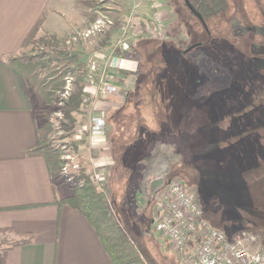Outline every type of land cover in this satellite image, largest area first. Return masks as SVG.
Here are the masks:
<instances>
[{"label": "rangeland", "instance_id": "374dc122", "mask_svg": "<svg viewBox=\"0 0 264 264\" xmlns=\"http://www.w3.org/2000/svg\"><path fill=\"white\" fill-rule=\"evenodd\" d=\"M133 1L145 7L139 11L134 10L131 7ZM192 1L197 3V0ZM227 1L232 2L208 0L207 10L199 8L201 16L207 19L205 15L212 13ZM260 1L264 6V0ZM90 2L92 23L98 15L97 10L100 9L96 6L100 5L101 1ZM158 2L167 33L163 39L144 36L133 42L127 65L130 67L134 63L136 67L131 71L120 72L125 79L119 80L121 91L116 94L123 97V102L141 104L142 109L137 110L147 115L146 120L133 114L137 110H133L132 105L120 113H109L100 107L101 102L107 103L110 99L101 98L96 94V85L89 81L88 74L94 56L101 50L110 51L112 40L115 39L113 33L118 24L120 26L123 17L131 13L140 17L151 14L147 0H119V11L114 7L113 13L111 10L109 12L119 22L100 38L95 37L91 41L78 39L69 44L71 35L76 29L82 28L80 26L57 48L54 42L58 40L60 43L59 39L48 33L40 34V30L32 36L29 44L24 45L21 59H31L36 66L43 61L37 55L47 53L53 56L49 69L53 68L61 73L60 79L55 82L54 86H58L50 105L41 109L44 111L39 115L45 121L41 130V136H44L41 145L53 161V173H60L58 180L55 176V183L69 196L72 194L70 184L74 181L78 183L85 175L92 185L105 193L111 211L123 227L126 221L120 210L129 217L128 222L135 230H126L140 248L146 264H183L166 238L158 234L150 222L161 209L159 207L155 212L153 209L155 204L158 205L162 201L161 187L172 176H177L195 193L207 220L216 222L217 227L228 237L241 231L253 232L258 238V245L264 247V233L249 229L253 227L252 220L256 216L250 202L263 200L261 197L250 196L249 192H264V163L251 166L260 172L258 174L241 173L237 169L240 166H234L235 161L229 156L228 150L230 136H242L239 145L244 149L246 138L247 146L251 144L252 136L264 135V129L262 133L253 130L257 123L264 125V110H256L259 105L255 104L256 97L252 95L264 96V74L259 70L261 61L251 60V57H245L244 61H241L236 57L234 50L237 47L234 43L237 39L240 42L241 38L236 35L239 30H236V33L230 30V23L235 18H241L242 12L235 11L236 7L231 5L226 14L227 18H223L222 29L213 35L212 42L200 46L197 51L184 54L191 45V28L188 25L191 24L199 34H204V28L182 0ZM115 3L117 4L118 0ZM116 4L114 0H106L103 3L104 6ZM242 8L253 23L262 20L261 10L255 0H244ZM209 23L213 26L210 18ZM107 43L110 46L105 48ZM164 43L171 45L168 46L169 52L163 49ZM69 75H73L74 80L67 93L65 79ZM82 90L85 95H82V103L77 105V96ZM235 94H245L241 111H236V99L233 100ZM98 113L105 116L106 141L92 146L89 134L80 132V129L89 124L92 115ZM138 127L141 136L172 138L171 165L167 164L166 157L157 156V162L147 172L150 177L153 173L157 174L155 181L139 180L140 174L141 179L148 174L139 169L134 171L132 166L128 165L133 156L124 161L122 152L119 151V145L123 144L119 136H138ZM106 145L109 146L108 150ZM247 148L250 151L252 149ZM178 154L181 157L184 155L183 163L187 162L182 167L179 166V157H176ZM239 156L244 165L243 155ZM65 164H69V170L62 175L61 165ZM99 171L105 173L106 181L95 185L91 178ZM238 178L240 180L237 182ZM152 184H156L158 189H155V185L153 188L148 187ZM119 215L124 221L119 220ZM7 234L12 232L5 229L0 231V247L16 243L2 237Z\"/></svg>", "mask_w": 264, "mask_h": 264}, {"label": "crops", "instance_id": "0c3cea01", "mask_svg": "<svg viewBox=\"0 0 264 264\" xmlns=\"http://www.w3.org/2000/svg\"><path fill=\"white\" fill-rule=\"evenodd\" d=\"M131 7L139 11L145 6L133 1ZM115 8L119 11V0ZM92 14L90 0H0V230H13L2 237L16 242L0 247V264H113L87 217L69 205L59 204L68 194L55 184L53 161L41 145L45 121L38 113L50 105L61 73L49 69L51 65L44 61L35 66L33 60L21 59L25 41L39 22L40 34L57 37L62 46L75 28L91 23ZM118 27L119 24L114 38ZM134 67V63L130 65L131 69ZM120 74L116 73L118 83L125 79ZM114 95L107 98L109 102L97 105L109 113H120L130 105L133 110L142 109L141 104L123 102L122 96ZM133 114L139 119L147 118L138 110ZM241 138L230 136L228 150L234 166L237 155L258 153L264 145V136H252L247 146L248 138L245 139L243 149L239 145ZM119 140L123 142L119 151L124 161L133 156L128 165L134 171L147 173L157 162V156L166 157L171 165V136H141L138 127V136H119ZM106 147L108 150L109 146ZM176 157L182 167L181 155ZM148 175L141 179L140 174L139 180L157 178L156 173ZM169 180L161 187V197ZM153 185L158 189L156 184L148 187ZM161 206L162 201L155 204L154 212ZM120 212L126 221L124 227L134 231L129 217ZM120 219L124 221L119 215ZM20 242L26 243L16 245Z\"/></svg>", "mask_w": 264, "mask_h": 264}, {"label": "built area", "instance_id": "2783aa9c", "mask_svg": "<svg viewBox=\"0 0 264 264\" xmlns=\"http://www.w3.org/2000/svg\"><path fill=\"white\" fill-rule=\"evenodd\" d=\"M100 1V5L96 6L100 7L99 10L96 8V19L88 27L76 29L69 44L78 39L91 41L95 37L100 38L116 25L117 19L111 16L116 5L104 6L106 0ZM147 1L151 14L140 17L131 13L123 17L110 51H99L92 59L88 79L96 85V94L101 98H108L121 91L116 73L132 70L127 65L129 57L117 56L116 51L130 52L133 42L139 37L163 39L167 33L158 0ZM110 10L112 13L109 14ZM73 80V75L65 79L67 93ZM80 132L89 134L92 146L105 143L104 114L92 115L89 124L84 125ZM61 167V174H66L69 164ZM91 179L95 185H101L106 181V175L99 171ZM152 225L158 234L166 238L183 264H264V247L258 245L256 235L241 231L228 237L221 229L214 227L205 217L195 193L179 178L169 180L162 195L161 209L154 216Z\"/></svg>", "mask_w": 264, "mask_h": 264}, {"label": "trees", "instance_id": "16d2710c", "mask_svg": "<svg viewBox=\"0 0 264 264\" xmlns=\"http://www.w3.org/2000/svg\"><path fill=\"white\" fill-rule=\"evenodd\" d=\"M214 20H212V23ZM42 26V22H39L27 40L25 41V46L30 43L32 36L36 34ZM212 27V26H211ZM192 29V28H191ZM194 31V29H193ZM204 32V31H203ZM205 33V32H204ZM201 35V34H199ZM143 39V38H141ZM55 47L57 48L59 45L58 40L54 42ZM105 46H110L109 43ZM164 48L168 52L170 51V48L168 46H171L168 43H164ZM169 48V50H168ZM59 50V54H61ZM130 52H120L119 50L115 52V55L122 56V57H129ZM166 56H169L166 54ZM38 58H41L45 63L51 64L52 62V55H47V53L37 55ZM173 57V56H171ZM33 59V58H32ZM254 60V59H253ZM82 95H85L83 93V90L79 92V95L77 96V105L82 103ZM245 95V94H244ZM244 95L242 94H235L236 98V111H241V102L242 99H244ZM254 98L256 97L255 104L259 105L256 107V110H264V96L255 95L252 94ZM260 98V99H258ZM44 110L39 111V115L42 114ZM264 125L261 126L260 123H257L254 128L260 129ZM254 130V129H253ZM44 139V136H41V140ZM78 144H81L78 142ZM262 147L264 148V145L262 144ZM254 148V146H253ZM260 150L258 153L251 152L249 155H243L242 160H244V165L242 162H240L241 158L238 155L236 157V160H238L236 165L240 166L237 168L241 173L244 172H253V173H260L258 171H255L254 167H251L252 165L257 164H263L264 163V149ZM252 151V150H251ZM60 173L56 172V174H53V178L58 180ZM61 177V176H60ZM178 178L177 176H172L169 179ZM83 180V181H82ZM240 179H237V182ZM56 180H54L55 182ZM74 183V184H73ZM71 186L72 194L65 197L63 200L59 202L60 205H69L73 207L74 209H77L81 213H83L87 219L90 221V223L95 228L101 243L105 250L107 251L111 261L113 264H146L145 259L142 255V252L140 251V248L137 246V243L134 242L133 238L129 235L122 224L118 222L115 215L111 211V208L109 206V202L107 199V196L105 193L100 192L94 185L91 184L90 181H88L87 177L83 175L79 180L78 183L74 181ZM56 184V183H55ZM249 195L252 196L253 192L250 190ZM259 193V192H258ZM264 196V192L261 193ZM250 203L254 207V211H256L252 220L253 227L249 228L254 231H262L264 233V199L261 202H256L252 200ZM214 227L218 228V224L216 222H210ZM216 226H215V225ZM220 229V228H219ZM3 230V229H1ZM0 230V231H1ZM8 231H13L11 229H5ZM249 232V231H248ZM253 233V232H252ZM27 242V241H26ZM26 242H20L16 245H21ZM264 246V245H263Z\"/></svg>", "mask_w": 264, "mask_h": 264}, {"label": "flooded vegetation", "instance_id": "af4514ba", "mask_svg": "<svg viewBox=\"0 0 264 264\" xmlns=\"http://www.w3.org/2000/svg\"><path fill=\"white\" fill-rule=\"evenodd\" d=\"M189 10L202 24V28H204V34L193 31V26L191 24L188 25L189 28H192L190 31V47L185 51L184 54L192 53L197 51L200 46L208 45L212 42L213 35H216L222 29L221 24L223 18H227L226 14L230 10L231 5L236 7L235 11L242 12L241 18H235L230 23V30L236 33V30H239L236 35L241 38V41L237 39V42L234 43L235 47H237L234 52H236V57H238L241 61H244V58L247 57L251 60L256 59L260 60L261 64L259 65V70L264 74V6L260 0H255L257 5L261 10L262 20L258 23H253L250 17L243 10V1L244 0H231L227 1L226 4H222L219 8L215 9L212 13H208L205 15L207 19H204L201 14L199 8H203L207 10L209 8L208 0H197V3H193L192 0H188L189 4H187L186 0H182ZM169 6H171L168 1ZM201 17V18H200ZM209 18L212 21L213 18L216 20L213 22V26H210ZM242 31V32H240ZM246 65V64H245ZM234 98L233 100H235ZM264 126L260 129L254 128V131H259L262 133ZM264 136V135H263ZM185 164V163H184ZM247 174V173H245ZM253 192V196L261 197L264 199V196L261 193ZM261 202V201H256Z\"/></svg>", "mask_w": 264, "mask_h": 264}, {"label": "water", "instance_id": "95a60500", "mask_svg": "<svg viewBox=\"0 0 264 264\" xmlns=\"http://www.w3.org/2000/svg\"><path fill=\"white\" fill-rule=\"evenodd\" d=\"M186 2H187L188 5H190L189 2H188V0H186ZM200 18H201V17H200Z\"/></svg>", "mask_w": 264, "mask_h": 264}]
</instances>
